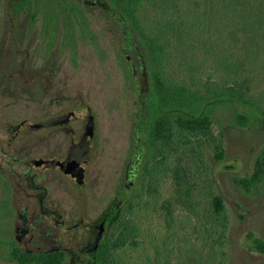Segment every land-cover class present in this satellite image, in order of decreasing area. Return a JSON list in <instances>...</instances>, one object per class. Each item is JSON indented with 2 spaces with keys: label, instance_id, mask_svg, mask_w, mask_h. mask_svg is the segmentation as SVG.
<instances>
[{
  "label": "rangeland",
  "instance_id": "374dc122",
  "mask_svg": "<svg viewBox=\"0 0 264 264\" xmlns=\"http://www.w3.org/2000/svg\"><path fill=\"white\" fill-rule=\"evenodd\" d=\"M108 3L0 0V58L8 47L11 63L23 71L14 88L20 96L17 117L27 116L34 92L46 93L48 100L66 95L68 105L82 103V112H95L99 201L85 218L91 222L116 196L122 213L107 226L108 264H205L213 254L216 264H264V254L255 251L248 238L252 231L264 239V173L250 191L234 182L236 176L253 172L258 157L264 165V123L254 120L239 126L227 106L218 108L207 131L182 130L176 118H169L164 136L142 161L147 171H138L135 187L124 190L125 170L135 159L130 154L134 142L141 143L139 147L147 143L144 103L153 75L145 43L129 25L125 32ZM162 4L144 0L136 16L144 34L156 38L159 69L167 82L202 95L211 88L233 86L264 105V51L259 52L260 46L264 49V31L242 15L227 17L221 7L212 29L207 16L201 18V31L180 34L170 27L176 18L170 16L173 10L163 15ZM231 29H238L232 37ZM250 37L258 44L247 55L242 45ZM35 45L42 56L36 53L32 61L26 52ZM227 58L229 64L241 66L235 74L221 64ZM26 141L24 137L21 143ZM219 150L221 161L216 160ZM217 195L224 197L221 215L213 207ZM61 231L67 232L68 246L73 245L72 231L65 226Z\"/></svg>",
  "mask_w": 264,
  "mask_h": 264
},
{
  "label": "flooded vegetation",
  "instance_id": "af4514ba",
  "mask_svg": "<svg viewBox=\"0 0 264 264\" xmlns=\"http://www.w3.org/2000/svg\"><path fill=\"white\" fill-rule=\"evenodd\" d=\"M6 48L0 58V259L5 264H22L21 258L31 260L29 264L52 259L93 264L117 205L113 196L106 210L86 221L85 214L96 210L99 201L96 114L91 109L82 112V103L68 105L66 95L48 100L46 93L34 92L28 98L27 116L17 117L14 109L20 96L15 85L23 71L11 63ZM36 53L42 56L36 45L26 52L32 61ZM9 85H14L12 92L5 91ZM24 137L27 141L21 143ZM145 138L144 147L134 142L130 154L135 159L125 170L124 190L133 189L137 172L142 173L149 153L148 130ZM63 226L72 231L73 245L68 246ZM81 229L88 232L80 233Z\"/></svg>",
  "mask_w": 264,
  "mask_h": 264
},
{
  "label": "trees",
  "instance_id": "16d2710c",
  "mask_svg": "<svg viewBox=\"0 0 264 264\" xmlns=\"http://www.w3.org/2000/svg\"><path fill=\"white\" fill-rule=\"evenodd\" d=\"M27 1V0H23ZM144 0H109V9L118 15L124 26L129 25L137 32L147 48L148 57L151 62V72L153 75V85L146 93L145 98V122L148 126V149L153 150L164 136L163 125L169 118H176L177 124L182 130L189 131H207L212 124L214 114L221 106H227L235 115V123L239 126H245L251 121H260L264 123V105L259 104L256 100H251L246 96L245 89L233 86L223 90L209 89L206 95H202L198 90L188 88L187 86H173L163 77L159 69V54L156 50L155 40L144 34L141 29L139 18L136 16V9ZM163 4V15L167 16L172 9V15L176 17L172 29H176L180 34H190L196 30H202L201 18L209 16V29H212L216 15L222 12L228 17L230 15H242L246 17L251 26L259 31H264V0H160ZM194 2L191 8V3ZM207 22V21H205ZM176 24L177 27L175 26ZM199 25V26H198ZM238 29H231L230 36H234ZM183 37V36H182ZM235 38V37H234ZM254 37L249 38V43L243 40L242 48L247 49L249 55L252 52L253 45H257ZM260 46V45H259ZM259 47V52L264 51ZM248 57V56H247ZM247 58H245L246 60ZM225 60V59H224ZM220 60L224 64L228 73L235 74L236 69L240 68L237 62L235 65L229 64V58ZM236 67V68H235ZM231 75V74H229ZM231 77V76H229ZM220 151V150H219ZM223 153L220 151L216 155V160H223ZM263 163L260 157L255 161L253 172L249 175L236 176L234 182L250 191L255 187L263 176ZM147 171V163L144 164L142 174ZM213 207L217 215L224 211V197L217 195L213 198ZM122 213L119 204L115 205L114 217L110 220L109 225L116 223ZM240 218H243L240 215ZM248 238L253 242L254 250L264 254V239L256 237L254 232L248 233ZM110 243L107 237L102 241L97 252V258L93 264H108L106 262L109 254ZM214 254L205 260V264H216ZM22 264H29L31 260L21 258ZM61 264L62 259H52L43 264ZM38 264V262H36ZM187 264V263H184Z\"/></svg>",
  "mask_w": 264,
  "mask_h": 264
},
{
  "label": "water",
  "instance_id": "95a60500",
  "mask_svg": "<svg viewBox=\"0 0 264 264\" xmlns=\"http://www.w3.org/2000/svg\"><path fill=\"white\" fill-rule=\"evenodd\" d=\"M66 173H71V172H69L68 170H67V172ZM78 176V175H77Z\"/></svg>",
  "mask_w": 264,
  "mask_h": 264
}]
</instances>
